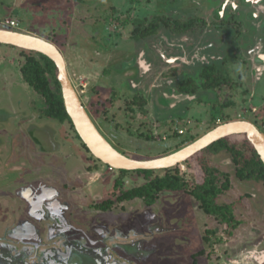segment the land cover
<instances>
[{
	"label": "rangeland",
	"instance_id": "1",
	"mask_svg": "<svg viewBox=\"0 0 264 264\" xmlns=\"http://www.w3.org/2000/svg\"><path fill=\"white\" fill-rule=\"evenodd\" d=\"M223 1L221 15L230 12L227 4L233 0H140L137 7L128 0L95 6L94 0L75 8L65 0H0V28H11L6 21L13 20L16 30L54 43L101 132L123 153L145 159L171 153L221 123L253 121L264 96L254 83L246 90L227 82L215 89L199 87L195 94L179 92L181 78L192 75L201 82L200 61L214 51L202 45L219 36L166 28L135 45L114 12L130 7L129 20L140 6L148 18L156 12L210 21ZM100 13L104 25L97 26L99 32L93 29L104 43L99 46L90 24ZM27 54L0 45V264H193L204 239L206 264H264L263 185L238 180L227 154H206L228 178L229 187L217 202L230 204L233 217L227 221L207 214L192 192L204 180L198 152L176 165L185 182L181 190H162L150 204L142 198L119 200L121 192H113L118 169L92 156L68 123L44 115L42 99L21 76ZM135 61L144 72L140 79L133 75L136 67H129ZM226 68L230 71L231 63ZM258 118L257 128L264 133V117ZM227 137L235 142L244 135ZM146 180L128 172L123 191ZM53 202L64 227L31 210L38 206L49 212ZM10 203L29 210L22 219L10 220Z\"/></svg>",
	"mask_w": 264,
	"mask_h": 264
},
{
	"label": "flooded vegetation",
	"instance_id": "2",
	"mask_svg": "<svg viewBox=\"0 0 264 264\" xmlns=\"http://www.w3.org/2000/svg\"><path fill=\"white\" fill-rule=\"evenodd\" d=\"M65 1H69L71 3V6L75 8V7H80L78 5H81V3L83 2H92L94 0H65ZM95 1L97 2L95 4L96 6V5H104V4L106 5L109 3L110 0H95ZM128 1H129L128 2L129 6L137 7V4L138 5L141 4L140 0H128ZM223 4L224 1L219 6L220 9L213 8L210 21L202 15L192 16L186 20H181L180 18L177 17L178 15L176 17L172 15L165 17L162 14L156 12L154 13V15H152V17L148 18L147 15L142 12V7L140 6L135 10L136 15H133V17L129 20L127 19L129 14L128 10L130 9V7H122L118 12L115 11L114 15H115V19H117L119 23H121L120 28L123 29L122 32L126 34V31H128L129 34L128 37L134 41L135 45L141 44V42L145 38L158 36L159 31L161 29H166V28L168 30L173 31L176 34L190 33V31L192 30L200 29L203 31L208 30V32L211 35L213 34L215 35L214 37L218 35L219 38H215L213 40L211 39L208 43L206 41H203L206 42L205 45H202V48L204 50H206L207 48H212L214 49V51L213 53L208 54V57H206L207 55L206 53L203 54L204 60L200 61V63L203 64L201 69L207 65H215L216 69L218 70V73L223 74L225 77H227L228 78L227 82H230L231 85L234 84V87L236 89L237 88L239 89V87H243L244 90H246L249 89L251 85L253 86L254 83V86L257 88L260 96H264V94H262V92L264 93V0H233L231 3L227 4V7L230 12L229 13L224 12L221 15L220 12L223 8L222 7ZM139 8L140 11L138 12ZM112 9L114 10V4L112 5ZM98 10L100 11V8ZM95 16L92 18L93 22L90 24L92 28L91 36L93 39L97 38V34L96 32L93 31V29L98 30L99 27L97 26L104 25V20L102 17H104L105 15H103V13H100V14H96ZM97 16H102V17L98 18ZM80 22L82 21L80 20ZM105 39L106 40L104 41L107 42L109 40V37H105ZM95 41H97V43L99 44L101 40L99 41L96 39ZM102 44L104 43H100L99 46ZM152 47H154V45H152ZM229 63H231V67H232L230 71L229 69L226 68L227 64ZM129 67L130 68L136 67L135 68L136 71L133 72V75L136 77V79H140L143 76L144 72H142L141 65L139 64L138 61H135L134 64L129 65ZM190 79L196 82V79L192 75H188V77L181 78L177 82V88L180 81L184 80L189 83ZM241 79L243 80V82L241 81ZM196 84L198 90V88L201 86L199 85L200 83L198 84L196 82ZM225 84H221L220 86ZM169 86L168 88H170ZM215 88H204V89H215ZM260 107L261 109H259V111L256 113L257 115L254 116L255 117L253 120L254 122L250 121L256 127H258L257 124H259L258 117H264V114H261L262 110H264V104H262ZM170 191H176V190H170ZM101 203L105 204L104 201ZM57 204L53 202L52 207H49L50 208L49 212L46 209L44 210L42 207H38V206L32 207L31 210L38 218H43V217L48 218L49 216H51L50 218H52L55 221V223L61 225V227L62 226L64 227L63 219H61L62 217L60 218L58 215V214L61 215V213H59L61 209L58 208ZM25 209L26 207H24L22 203L19 204L16 203V205L10 203V214H11L10 220L14 218L22 219V217H24L23 214L25 213ZM40 225L42 226L43 223H40ZM0 228H3L2 225H0ZM49 230L54 232V230L51 227ZM202 235H204V233H202ZM205 236L206 234L204 235V238ZM203 241H204V246H202V248H200L198 251H195L193 253V258H192L193 264H206V257L204 255L206 242L205 239ZM199 259H202L201 261H203V263L199 262L198 261Z\"/></svg>",
	"mask_w": 264,
	"mask_h": 264
},
{
	"label": "trees",
	"instance_id": "3",
	"mask_svg": "<svg viewBox=\"0 0 264 264\" xmlns=\"http://www.w3.org/2000/svg\"><path fill=\"white\" fill-rule=\"evenodd\" d=\"M21 50L28 53L23 65L20 67L22 79L42 99L44 103L42 110L44 115L47 118L68 123L81 141L63 104L61 86L57 80L56 65L44 54L26 49ZM199 76L201 78L199 85L203 88H215L228 81L227 77L218 73L215 65H207L202 68ZM178 88L182 93L193 94L197 90V84L191 79L189 83L182 80L179 82ZM82 144L88 150L83 142ZM221 152L230 156L232 164L235 167V177L240 181L260 183L264 186V164L245 135L242 141L235 142L230 141L229 137L221 138L199 152L201 157L198 160L204 173V180L192 190L193 195L199 200L200 205L207 214L213 213L222 219L231 221L233 217L231 205L217 202L218 195L229 187L228 178L223 179L221 172L212 167V158L206 156V154L214 156ZM118 171L119 175L113 182V192L115 190L121 192L117 196L119 200L142 198L146 203L150 204L157 198L160 191H177L185 186V182L178 172L177 166L163 169L164 174L162 175H154L156 170L147 169H119ZM128 172H137L147 180L139 186L123 191V178ZM221 179L224 181H221Z\"/></svg>",
	"mask_w": 264,
	"mask_h": 264
},
{
	"label": "water",
	"instance_id": "4",
	"mask_svg": "<svg viewBox=\"0 0 264 264\" xmlns=\"http://www.w3.org/2000/svg\"><path fill=\"white\" fill-rule=\"evenodd\" d=\"M0 44L36 51L54 62L57 67V80L61 86L63 104L76 133L90 153L111 168L118 170L172 168L215 141L234 134H244L264 164V133L250 121L242 119L221 123L189 144L163 156L145 159L129 156L114 146L96 125L72 84L64 57L54 43L11 27L0 28Z\"/></svg>",
	"mask_w": 264,
	"mask_h": 264
},
{
	"label": "built area",
	"instance_id": "5",
	"mask_svg": "<svg viewBox=\"0 0 264 264\" xmlns=\"http://www.w3.org/2000/svg\"><path fill=\"white\" fill-rule=\"evenodd\" d=\"M7 24H9L10 27H16L17 26V23L13 20H8L6 21ZM110 169H113L111 167H109Z\"/></svg>",
	"mask_w": 264,
	"mask_h": 264
},
{
	"label": "bare ground",
	"instance_id": "6",
	"mask_svg": "<svg viewBox=\"0 0 264 264\" xmlns=\"http://www.w3.org/2000/svg\"><path fill=\"white\" fill-rule=\"evenodd\" d=\"M94 257V256H93ZM261 257V256H260ZM264 257V254H263V256H262V258Z\"/></svg>",
	"mask_w": 264,
	"mask_h": 264
},
{
	"label": "clouds",
	"instance_id": "7",
	"mask_svg": "<svg viewBox=\"0 0 264 264\" xmlns=\"http://www.w3.org/2000/svg\"><path fill=\"white\" fill-rule=\"evenodd\" d=\"M13 28V27H12Z\"/></svg>",
	"mask_w": 264,
	"mask_h": 264
},
{
	"label": "crops",
	"instance_id": "8",
	"mask_svg": "<svg viewBox=\"0 0 264 264\" xmlns=\"http://www.w3.org/2000/svg\"><path fill=\"white\" fill-rule=\"evenodd\" d=\"M254 255V254H253Z\"/></svg>",
	"mask_w": 264,
	"mask_h": 264
}]
</instances>
